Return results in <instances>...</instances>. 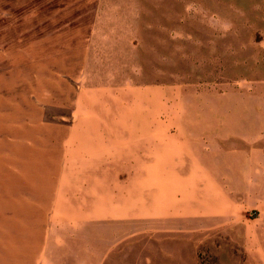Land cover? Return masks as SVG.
I'll return each instance as SVG.
<instances>
[{
    "label": "rangeland",
    "instance_id": "rangeland-1",
    "mask_svg": "<svg viewBox=\"0 0 264 264\" xmlns=\"http://www.w3.org/2000/svg\"><path fill=\"white\" fill-rule=\"evenodd\" d=\"M92 86L130 141L70 161ZM0 264H264V0H0Z\"/></svg>",
    "mask_w": 264,
    "mask_h": 264
},
{
    "label": "crops",
    "instance_id": "crops-1",
    "mask_svg": "<svg viewBox=\"0 0 264 264\" xmlns=\"http://www.w3.org/2000/svg\"><path fill=\"white\" fill-rule=\"evenodd\" d=\"M103 96V100H100ZM132 96L130 89L123 87H113L112 89L111 87L92 86L82 89L77 95L79 105L76 108V121L71 127L74 134H79L78 138L72 137L77 147H72V145L68 147V152L66 153L71 155L67 157L69 158L68 160L76 161V159H83L80 156L88 155L92 152L97 155L113 150L118 145L128 143L132 133V109L135 106L132 105V100L134 101ZM135 110L137 111V107ZM101 122H103L102 125H109L105 129L110 130L108 133V136L111 137L110 140L104 138L106 135H102L100 131ZM116 133L120 134L121 137H116ZM72 155L76 157L73 158ZM88 160H93L91 161L92 164H107L101 158ZM61 171L63 173L65 169ZM61 175L65 176V174H60V178Z\"/></svg>",
    "mask_w": 264,
    "mask_h": 264
}]
</instances>
